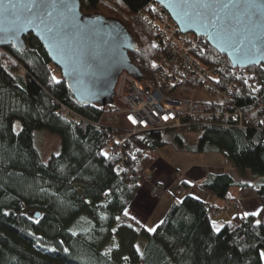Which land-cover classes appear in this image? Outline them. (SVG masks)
I'll list each match as a JSON object with an SVG mask.
<instances>
[{
    "label": "trees",
    "instance_id": "trees-1",
    "mask_svg": "<svg viewBox=\"0 0 264 264\" xmlns=\"http://www.w3.org/2000/svg\"><path fill=\"white\" fill-rule=\"evenodd\" d=\"M151 1L79 0L83 12L116 18L126 27L136 45L128 55L141 77L150 76L158 52L152 29L139 15L159 16L148 6ZM23 39L21 49L0 46V264H262L264 107L258 108L257 101L264 95L263 66H249L253 77L236 80L237 89L219 103L229 111L249 113L240 124L140 132L127 139L126 160L117 166L109 141L118 131L95 124L115 108L113 102L79 104L40 40L31 33ZM198 41L193 50L198 62L218 83L234 80L231 72L237 68L226 56L204 38ZM61 104L86 120L64 119ZM35 130L59 136L60 150L46 161L34 145ZM189 130L200 132L193 150L222 154L254 182H236L230 171L208 173L191 183L180 176L175 193L190 192L175 198L167 189L161 196L170 198L169 209L148 232L127 220L124 210L145 182L143 174L156 161V150L171 143L183 147ZM232 187L241 198L256 201L259 210L236 214L216 229L219 208L206 200L223 199L222 208L235 207L225 202L236 201L238 209ZM112 239L107 255L103 248Z\"/></svg>",
    "mask_w": 264,
    "mask_h": 264
},
{
    "label": "water",
    "instance_id": "water-1",
    "mask_svg": "<svg viewBox=\"0 0 264 264\" xmlns=\"http://www.w3.org/2000/svg\"><path fill=\"white\" fill-rule=\"evenodd\" d=\"M154 1L180 32L204 38L232 67H264V0ZM29 33L83 106L111 104L123 71L141 78L128 55L136 45L126 27L116 18L83 12L79 0H0V46L24 48Z\"/></svg>",
    "mask_w": 264,
    "mask_h": 264
},
{
    "label": "built area",
    "instance_id": "built-area-1",
    "mask_svg": "<svg viewBox=\"0 0 264 264\" xmlns=\"http://www.w3.org/2000/svg\"><path fill=\"white\" fill-rule=\"evenodd\" d=\"M148 6L159 14H139L145 18L155 35V44L158 48L155 62L149 77L136 78L123 71L122 85L114 88V109L104 113L96 125L107 127L110 125L118 133L110 139L111 153L118 156L117 166L126 160L125 144L127 139L143 131L167 130L181 127L207 126L213 124H229L249 115L241 111H229L219 103L229 99V94L237 88L236 80L244 78L249 81L253 77L246 68H237L231 72L233 79L218 83L202 66L193 50L197 47L198 36L193 32L182 33L171 19L169 14L156 1L152 0ZM55 69L58 68L55 66ZM59 70V69H58ZM190 85L203 89L205 92L216 95L218 100L174 101L167 96L176 87ZM258 86L257 83H255ZM117 97V100L115 99ZM257 107H264V95L257 101ZM61 116L72 122L86 120L81 114L67 105L61 104ZM114 124L104 122L105 117ZM238 124H240L238 122ZM145 182L150 184V195L159 197L167 191L158 181L152 182V176L143 174ZM181 192V188L177 190ZM226 204L238 207L236 201H226Z\"/></svg>",
    "mask_w": 264,
    "mask_h": 264
},
{
    "label": "rangeland",
    "instance_id": "rangeland-1",
    "mask_svg": "<svg viewBox=\"0 0 264 264\" xmlns=\"http://www.w3.org/2000/svg\"><path fill=\"white\" fill-rule=\"evenodd\" d=\"M56 77L58 78L59 76ZM123 78H124V74L119 78L120 80L118 82L117 87H119V84L121 81H123ZM121 85L122 82L120 86ZM167 96L174 101H180V102H186V101L206 102L208 100H214V101L218 100V97L216 95L214 96L210 93L205 92L201 88L193 87L190 85L178 86L175 88V90L168 93ZM115 99L117 100V97H115ZM104 122L109 124H114L115 121L109 120L106 116ZM14 130L15 131L20 130L19 121H15ZM199 135H200L199 131L189 130L184 134L183 147H178L176 144L171 143L158 148L156 150V154H157L156 161L146 171L147 174L149 175L151 174L153 178L156 177V175H158L161 172L162 176L165 177L166 180H168L167 184L163 183V187L168 190H171L175 198H182L186 192H190L189 190L183 194L175 193L177 187L176 182L177 180H179L180 175L181 178L183 177V179H188L190 178L188 174L193 175V171H195L196 169L198 172V168L201 165L213 163V161L217 160L220 157L219 156L220 154L218 155L217 153L201 152V151L193 150V147L197 146ZM34 145L38 149L42 160L46 161L51 153H57L60 150V139L59 136L55 133H51L46 130H35ZM194 164H197L198 168L192 169L191 166ZM177 176L179 177L177 178ZM190 182L192 181L190 180ZM144 183L145 182H142V186L144 185ZM166 197L168 196L165 195L163 199L166 200L169 198ZM167 211L165 212L167 213ZM166 213H164L163 216L159 218L160 222L165 217ZM215 228L218 229V227ZM154 229L155 227L146 228L148 232H152ZM114 243L115 242L112 239L111 242L105 245V247L103 248V252L109 255L111 250L113 249ZM136 246L139 248L141 247L140 240H137ZM261 260H262V264H264V249L261 250Z\"/></svg>",
    "mask_w": 264,
    "mask_h": 264
},
{
    "label": "crops",
    "instance_id": "crops-1",
    "mask_svg": "<svg viewBox=\"0 0 264 264\" xmlns=\"http://www.w3.org/2000/svg\"><path fill=\"white\" fill-rule=\"evenodd\" d=\"M261 125L264 128V115L261 118ZM217 154L219 155L220 153ZM219 156L220 157L217 160L213 161V163L203 164L199 168L197 164L192 165L191 168H198V172L196 169L195 171H193V175L188 174L190 178L185 180H189L188 182H190V180L198 181V179H202L208 173H222L225 171H230L236 182H254L248 171L241 174L236 169L231 167L229 162L222 154H220ZM178 177L179 176H177V178ZM153 179L155 181H158L162 185L163 183H168V180H166V178L162 176L161 172ZM149 191L150 184L148 182H145L144 185L140 187L134 198L131 200L130 204L124 210V215L127 220L132 222L134 225L138 227H144L145 229L147 227H156V225L160 222L159 218L163 216L164 213H166L165 211L169 209V206L171 204L170 198L166 197L168 199L165 200L163 199V197L165 196L152 197ZM230 196L233 199L239 200L238 209H236L235 207L222 208L224 200L215 198L214 196H208L206 200L209 205L219 208V211L217 212V214H215L214 217L215 227L220 228L224 223L229 222L236 214L246 215L250 213H257V211L259 210V204L256 201L252 199H243L240 197L237 187L231 188Z\"/></svg>",
    "mask_w": 264,
    "mask_h": 264
}]
</instances>
